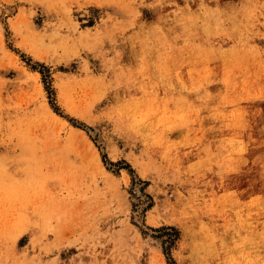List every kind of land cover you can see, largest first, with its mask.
<instances>
[{"label": "rangeland", "instance_id": "rangeland-1", "mask_svg": "<svg viewBox=\"0 0 264 264\" xmlns=\"http://www.w3.org/2000/svg\"><path fill=\"white\" fill-rule=\"evenodd\" d=\"M0 264H264V0H0Z\"/></svg>", "mask_w": 264, "mask_h": 264}, {"label": "bare ground", "instance_id": "bare-ground-1", "mask_svg": "<svg viewBox=\"0 0 264 264\" xmlns=\"http://www.w3.org/2000/svg\"><path fill=\"white\" fill-rule=\"evenodd\" d=\"M47 107V106H46ZM50 111H52L51 109H49ZM53 112V111H52ZM52 114V113H51ZM48 122H49V124L51 125L52 124V122H51V120L49 121V120H47Z\"/></svg>", "mask_w": 264, "mask_h": 264}]
</instances>
